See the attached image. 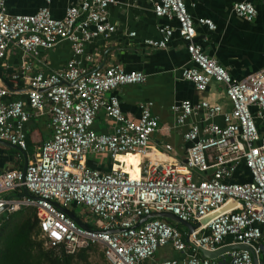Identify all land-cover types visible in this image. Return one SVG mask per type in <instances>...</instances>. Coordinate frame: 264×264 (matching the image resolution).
<instances>
[{
    "label": "built area",
    "instance_id": "2783aa9c",
    "mask_svg": "<svg viewBox=\"0 0 264 264\" xmlns=\"http://www.w3.org/2000/svg\"><path fill=\"white\" fill-rule=\"evenodd\" d=\"M147 1L156 17L177 22L179 38L193 64L182 70V79L198 92L212 82L223 85L230 111L207 101L184 100L171 107L178 127L198 115L205 123L202 128L194 123L187 126L182 165L147 161L139 178H131L121 168L106 173L91 169L86 166L90 153L107 155L114 162L121 155L144 154L159 127L150 102L140 104L134 122L123 116L118 97L112 94L121 86L144 84V73L120 66L90 70L76 59L84 55L88 42L115 31L107 18L115 0H81L67 8L62 19L53 18L45 6L34 14L10 15L6 0H0V62L12 47L35 56L40 48L67 41L73 52V59L57 72L27 76L29 65L22 69L26 102L7 100L9 90L0 87V142L25 152L31 114L38 117L47 112L52 128L51 139L27 164L25 173L12 169L0 174V212L10 215L32 208L39 239L46 247L68 255L99 248L107 264H148L165 247L182 257L156 264H254L253 256L264 264V134L260 130L264 128V69L243 80L232 79L195 43L185 0ZM233 11L246 22L257 14L250 1L236 3ZM198 23L215 29L208 19ZM160 33L161 40H148L146 45L164 49L173 30L164 26ZM86 60L91 61V56ZM100 112L114 124L110 133L97 134L92 128ZM217 116L223 126L212 122ZM23 188L29 196L23 195ZM55 204L64 209L85 207L95 218L94 225L79 227ZM152 214H170L195 226L194 230L182 232L159 217L139 224ZM232 246H247L253 255L233 249L209 259L199 252Z\"/></svg>",
    "mask_w": 264,
    "mask_h": 264
},
{
    "label": "crops",
    "instance_id": "0c3cea01",
    "mask_svg": "<svg viewBox=\"0 0 264 264\" xmlns=\"http://www.w3.org/2000/svg\"><path fill=\"white\" fill-rule=\"evenodd\" d=\"M80 1L50 0L46 3L45 0H6L5 9L10 15H30L45 6L53 18L62 19L67 8L78 6ZM244 1L252 2L256 8L257 14L252 22L239 18L233 11L236 3ZM185 5L193 20L195 43L208 58L223 67L232 79L243 80L264 69V0H185ZM107 18L115 31L107 37L99 36L88 42L84 47V55L76 59L81 67L90 70L120 66L127 72L144 73V84L121 86L112 94L118 97L123 116L134 122L139 118L140 104L150 102L151 112L157 117L159 127L149 141V154L146 158L121 155L114 162L107 155L90 153L87 155L86 166L102 173L121 168L133 177H142L140 170L147 161L163 165L184 164L188 144L184 141L183 134L187 126L194 123L202 128L205 123L202 116L198 115L191 117L187 126L178 127L171 107L184 100L192 103L207 101L219 105L223 112H229L231 105L225 95L224 86L212 82L204 92H198L191 83L182 79V70L193 67V64L189 60L185 44L179 38L177 22L156 17L152 4L147 0H115L107 9ZM199 19L210 20L215 29L209 30L200 25ZM164 26L173 30L167 46L164 49L148 47V40H161L160 28ZM86 56H91L92 60L87 61ZM71 59L73 52L67 41H61L50 49L40 48L35 56L31 53L24 54L20 48L12 47L0 62V87L9 90L7 100L26 102L27 83L21 77L25 66L30 67L27 76L36 73L48 75L63 69ZM15 75L18 76L17 79L13 78ZM212 122L219 126L224 125L221 116L215 117ZM113 125L100 112L92 128L97 134H107L112 131ZM260 130L264 134L263 126ZM26 132L25 152L0 142V174L12 169L22 171L26 163L32 162L38 156L41 146L52 137L50 115L47 112L38 117L31 114L26 124ZM8 196L10 195L5 197ZM71 207H81L85 210L84 215L93 217L83 206ZM5 215L6 212L0 213V222L3 219L1 216ZM80 221L91 226L87 219ZM94 223L95 220L92 226ZM171 250L173 251L172 248ZM173 253L175 254L162 259H158L155 254L148 264L182 257L175 251Z\"/></svg>",
    "mask_w": 264,
    "mask_h": 264
},
{
    "label": "trees",
    "instance_id": "16d2710c",
    "mask_svg": "<svg viewBox=\"0 0 264 264\" xmlns=\"http://www.w3.org/2000/svg\"><path fill=\"white\" fill-rule=\"evenodd\" d=\"M39 235L38 221L32 208L5 215L0 222V264L87 263V253L95 248L68 255L61 249H46ZM101 256L104 260L102 253Z\"/></svg>",
    "mask_w": 264,
    "mask_h": 264
},
{
    "label": "water",
    "instance_id": "95a60500",
    "mask_svg": "<svg viewBox=\"0 0 264 264\" xmlns=\"http://www.w3.org/2000/svg\"><path fill=\"white\" fill-rule=\"evenodd\" d=\"M15 148L16 150H18L16 147H13ZM20 151V150H19ZM26 167H27V163L25 164L22 172L25 173V170H26ZM23 195L25 196H29L27 190L25 188H23ZM55 206L60 209L61 211H63L68 217H70L79 227L81 228H84V229H88L81 221L80 219H78L74 214H72L68 209H64L62 207H60L58 204H55ZM1 213V212H0ZM155 217H159V218H162V219H166L167 221H169L170 223H172L173 225L175 226H184L188 229V232L191 233L193 230H194V227L193 225L189 224V223H184V222H181L180 220H178L176 217L170 215V214H162V215H157V214H152L151 216L149 217H145L143 218L139 224L143 223L144 221L150 219V218H155ZM210 218H207L203 221V223H206ZM233 249H242V250H248L251 254H252V250L251 248L247 247V246H232V247H229V248H224V249H220L218 250L217 252H208V251H205V250H199L200 254L202 257H205V258H209V259H212V258H217L219 255L229 251V250H233ZM253 255V254H252ZM253 262L254 264H258L257 263V259L253 256Z\"/></svg>",
    "mask_w": 264,
    "mask_h": 264
},
{
    "label": "rangeland",
    "instance_id": "374dc122",
    "mask_svg": "<svg viewBox=\"0 0 264 264\" xmlns=\"http://www.w3.org/2000/svg\"><path fill=\"white\" fill-rule=\"evenodd\" d=\"M69 209L80 219L86 221L88 220L89 224L92 226L94 222L93 217H89L84 215L85 210L81 207L75 208V207H69ZM4 217V216H1ZM3 220V219H2ZM182 232H188V229L184 226L179 225ZM45 246V245H44ZM46 247V246H45ZM48 247H46L47 249ZM49 249V248H48ZM173 251L169 247H165V249H159L156 253V257L158 259H162L165 257H170L171 255H174ZM87 263H77V264H104L105 260H103L101 256V250L99 248H93L91 251L87 253Z\"/></svg>",
    "mask_w": 264,
    "mask_h": 264
},
{
    "label": "bare ground",
    "instance_id": "6f19581e",
    "mask_svg": "<svg viewBox=\"0 0 264 264\" xmlns=\"http://www.w3.org/2000/svg\"><path fill=\"white\" fill-rule=\"evenodd\" d=\"M148 154H149V148L148 149H145V151H144V154H137L138 156H140V157H143V158H146L147 156H148ZM119 157H117V159H118ZM127 172V171H126ZM128 173V172H127ZM129 174V173H128ZM130 175V174H129ZM131 176V175H130ZM131 178H139V177H133V176H131Z\"/></svg>",
    "mask_w": 264,
    "mask_h": 264
}]
</instances>
